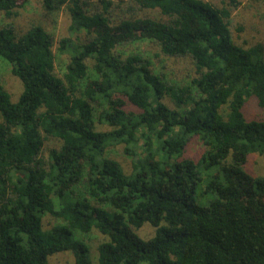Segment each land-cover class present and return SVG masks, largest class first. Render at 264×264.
<instances>
[{
  "label": "trees",
  "instance_id": "obj_1",
  "mask_svg": "<svg viewBox=\"0 0 264 264\" xmlns=\"http://www.w3.org/2000/svg\"><path fill=\"white\" fill-rule=\"evenodd\" d=\"M27 1L0 0V12L11 16ZM42 3L65 9L69 30L84 39L0 26V59L22 83L16 101L0 83V264H47L62 251L91 264L79 239L92 229L108 238L97 264H264V175L243 171L249 154L264 155V116L243 112L249 98L264 108V45L236 44L231 11L205 0ZM137 9L167 20L136 17ZM142 39L189 60L196 76L169 83L148 58L118 51ZM56 43L69 56L62 76ZM193 137L206 147L198 161L184 157ZM51 138L60 145L46 156ZM116 145L132 157L130 174L106 155ZM214 167L201 187L215 198L198 206L199 168ZM43 214L59 222L43 229ZM145 223L155 228L148 239L133 230Z\"/></svg>",
  "mask_w": 264,
  "mask_h": 264
},
{
  "label": "rangeland",
  "instance_id": "obj_2",
  "mask_svg": "<svg viewBox=\"0 0 264 264\" xmlns=\"http://www.w3.org/2000/svg\"><path fill=\"white\" fill-rule=\"evenodd\" d=\"M211 2L218 7H226L231 11L229 18V25L232 32L233 40L236 44L242 47L252 46L256 43L264 45V0H205ZM16 13L7 16L0 12V26L6 23H12L19 32H24L31 25H41L47 31L54 34L55 38L59 40L62 37H71L74 41L84 39V35L80 33H72L69 30L71 23L70 15L62 9L59 12L47 11L42 3V0H28L22 7L17 8ZM136 17H149L159 19L162 21L167 20V16L163 15L158 9H137L133 10ZM129 14L128 12H125ZM115 17L122 14L120 11L112 13ZM117 20V19H115ZM58 44L54 46L55 52V66L54 72L58 76H62L65 71V66L69 60L67 54H62L57 49ZM124 56L132 53H140L143 57L148 58L151 62L152 71L162 75L169 83L184 84L191 81L196 76V68L187 59H174L166 57L160 52L159 47L151 40L142 39L133 41L118 47ZM91 65V64H90ZM11 67L7 62L0 59V83L11 94V99L16 101L22 92L21 81L12 75ZM163 101L170 108H176V104L168 96H165ZM127 110L136 111L132 105L126 107ZM244 116L246 119H261L264 116V108H261L254 98H249L243 108ZM97 129L108 130L109 127L104 124H97ZM142 143V142H140ZM155 143V141H154ZM60 142L56 139H48L45 142L44 154L47 156L51 149H58ZM156 145V144H155ZM206 147L199 138L193 137L186 145L184 150V157L198 161L202 154L205 152ZM139 156L143 153L138 149ZM106 155L113 157L120 162L126 174L132 171V157L124 152L123 145H116L109 147ZM203 168V167H202ZM201 173V185L196 191V204L198 206H206L210 201L215 198L213 193H203L202 185H205L210 178L214 177L218 172V167L212 168L210 171H203ZM243 171L252 176L264 175V155L258 153H251L247 157V161L243 166ZM43 229H49L52 225L59 221L51 217L49 214L41 216ZM134 232L142 239H148L154 234L155 228L150 224L145 223L139 229L133 228ZM81 233L78 230L75 232V237ZM79 239L86 243L88 247V256L91 264L98 262V245L107 241L108 238L101 234L98 230L92 229L86 235L81 234ZM78 238V237H77ZM74 257L71 251L56 252L47 257V264H75L73 263ZM137 264H146L140 262Z\"/></svg>",
  "mask_w": 264,
  "mask_h": 264
}]
</instances>
